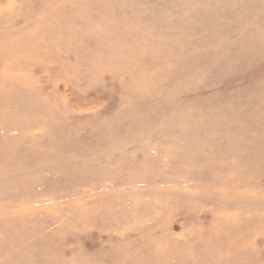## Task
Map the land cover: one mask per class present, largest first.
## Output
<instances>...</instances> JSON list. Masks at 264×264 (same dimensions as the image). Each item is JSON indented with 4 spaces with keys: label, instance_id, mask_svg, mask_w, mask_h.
Here are the masks:
<instances>
[{
    "label": "rangeland",
    "instance_id": "rangeland-1",
    "mask_svg": "<svg viewBox=\"0 0 264 264\" xmlns=\"http://www.w3.org/2000/svg\"><path fill=\"white\" fill-rule=\"evenodd\" d=\"M0 74V264H264V0H0Z\"/></svg>",
    "mask_w": 264,
    "mask_h": 264
},
{
    "label": "bare ground",
    "instance_id": "bare-ground-1",
    "mask_svg": "<svg viewBox=\"0 0 264 264\" xmlns=\"http://www.w3.org/2000/svg\"><path fill=\"white\" fill-rule=\"evenodd\" d=\"M11 5H12V4H11ZM87 6H88V4H87ZM93 8H94V7H93ZM89 9L91 10V8H89ZM99 10H100V9H99ZM94 11H95V10H94ZM90 12H91V11H90ZM90 12H88V13L91 14ZM85 13H86V12H85ZM89 14H87V15L89 16ZM102 14H103V13H102ZM97 15H99V14H97ZM95 16H96V15H95ZM90 17H91V16H90ZM40 18H41V17H40ZM103 20H104V19H103ZM107 20H108V19H107ZM107 23H108V22H107ZM139 23H140V22H139ZM54 26H55V24H54ZM49 28H50V27H49ZM73 29H74V28H73ZM13 30H14V29H13ZM8 31H9V30H8ZM14 31H15V30H14ZM14 31H11V32H14ZM30 31H31V30H30ZM17 32H18V30L16 31V33H17ZM33 32H34V30H33ZM16 33H15V34H16ZM30 33H31V32H30ZM11 34H14V33H11ZM34 34H35V33H34ZM36 34H37V32H36ZM7 35H8V34H7ZM20 35H21V34H20ZM22 36H23V35H22ZM24 36H25V35H24ZM34 36H35V35H34ZM34 36H33V37H34ZM26 37H27V36H26ZM30 37H31V36H30ZM24 38H25V37H24ZM11 40H12V39H11ZM27 40H28V39H27ZM27 40H26V41H27ZM12 41H13V40H12ZM12 41H10V42H12ZM23 41L25 42V40H23ZM24 42H23L22 44H24ZM29 43H30V42H29ZM29 43H28V44H29ZM11 44H12V43H11ZM30 45H31V43H30ZM25 46H26V45H25ZM17 47H18V46H17ZM17 47H15V48H17ZM27 47H28V46H27ZM13 48H14V46H13ZM31 48H32V47H31ZM17 49H18V48H17ZM25 49H26V48H25ZM18 50H19V49H18ZM26 50H27V49H26ZM29 50H30V47H29ZM10 51H11V50H10ZM4 52H5V51H4ZM6 53H7V52H6ZM29 53H30V51H29ZM3 54H4V56L6 55L5 53H3ZM15 54H16V53H15ZM15 54H14V55H15ZM11 56H12V55H11ZM18 56H19V55H18ZM21 56H22V55H20V58H21ZM7 57H8V56H7ZM7 57H6V58H7ZM26 57H27V56H26ZM28 57H30V56H28ZM8 58H9V57H8ZM10 58H11V57H10ZM22 58H23V56H22ZM22 58H21V59H22ZM24 59H25V57H24ZM24 59H23V60H24ZM32 59H33V58H32ZM32 59H31V60H32ZM35 59H36V58H35ZM35 59H34V60H35ZM19 60H20V59H19ZM26 60H27V59H26ZM34 60H33V61H34ZM35 61H37V59H36ZM24 62H25V61H24ZM26 64H27V63H26ZM28 65H29V64H28ZM10 67H11V66H10ZM12 67H13V65H12ZM2 68H3V67H2ZM3 69H5V67H4ZM7 69H8V68H7ZM11 69H12V68H11ZM15 70H16V69H15ZM15 70H14V71H15ZM1 71H2V70H1ZM6 71H7V70H6ZM10 71H11V70H10ZM16 71L19 72L18 69H17ZM20 71H21V70H20ZM3 73H4V72H3ZM4 74H6V73H4ZM0 75H1V74H0ZM4 76H5V75H4ZM4 76H3V77H4ZM3 77H2V78H3ZM0 78H1V77H0ZM16 80H17V78H16ZM16 83H17V82H16ZM2 84H3V83L1 82V85H2ZM18 84H19V83H18ZM9 85H11V84H9ZM6 86H7V85H6ZM0 87H1V86H0ZM2 87H3V85H2ZM4 87H5V86H4ZM4 87H3V88H4ZM59 87H60V86H59ZM14 88H15V87H14ZM0 89H1V88H0ZM7 89H8V87H7ZM12 89H13V88H12ZM8 90H9V89H8ZM12 91H13V90H12ZM12 91H11V92H12ZM22 91H23V90H22ZM16 92H17V91H16ZM0 96H2V92H1V91H0ZM54 101H55V100H54ZM34 123H35V122H34ZM22 130H23V129H22ZM24 130H25V129H24Z\"/></svg>",
    "mask_w": 264,
    "mask_h": 264
}]
</instances>
